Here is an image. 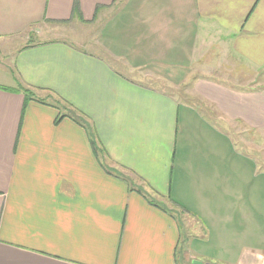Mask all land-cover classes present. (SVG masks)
I'll return each instance as SVG.
<instances>
[{"label":"crops","instance_id":"0c3cea01","mask_svg":"<svg viewBox=\"0 0 264 264\" xmlns=\"http://www.w3.org/2000/svg\"><path fill=\"white\" fill-rule=\"evenodd\" d=\"M73 21L99 25L102 52L48 26ZM18 41L0 62V264H264V87L194 67L264 69V0H0V48Z\"/></svg>","mask_w":264,"mask_h":264},{"label":"rangeland","instance_id":"374dc122","mask_svg":"<svg viewBox=\"0 0 264 264\" xmlns=\"http://www.w3.org/2000/svg\"><path fill=\"white\" fill-rule=\"evenodd\" d=\"M49 28H64L66 31V39L69 41H73V43H76L84 48H88L90 50H99L102 52L103 49L99 46L98 37L100 32V27L95 22L92 23H85V22H79V21H73L69 23H53L48 25ZM46 27V26H45ZM50 37L49 35L44 36L42 38ZM23 42V41H22ZM22 42H16V44L11 45L12 47L9 48H0V58L3 57V55H6L10 52L15 51L19 48V46L22 44ZM7 49V50H6ZM11 50V51H10ZM215 60L216 58L213 57ZM3 58L0 59V62L3 63ZM115 62V61H114ZM5 64V62H4ZM7 64V63H6ZM118 65V63H114V65ZM194 67L196 68L197 75H210V77H213L214 79H218L230 84H234L237 86L241 85H247L250 84L252 87L261 88L264 87V69H256L254 71L248 70L243 65H234L229 64L226 62L216 63L213 62H207L203 61L202 63L194 64ZM240 68L238 74L242 77V79H227L225 78V75L230 73L233 70H236ZM133 77L137 78L138 80L147 83L155 85L159 88H162L168 92L174 93L178 98H183V92L184 88L178 89L176 87H173L171 84H169L166 80L152 75L148 71H144L141 73L135 72V73H129ZM231 74V73H230ZM246 77V79H244ZM224 78V79H223ZM248 87V86H247ZM256 144H254L251 141V144H253L256 148L255 154L258 155V161L260 162V165L264 167V131H259L255 137ZM189 229V228H188ZM188 264L189 263L188 261Z\"/></svg>","mask_w":264,"mask_h":264},{"label":"trees","instance_id":"16d2710c","mask_svg":"<svg viewBox=\"0 0 264 264\" xmlns=\"http://www.w3.org/2000/svg\"><path fill=\"white\" fill-rule=\"evenodd\" d=\"M2 88H4V87H2ZM19 90H21V91H23V93H24V95H25V97H26V101L27 100H31V99H34V100H38V101H41V102H45V100H43V99H41V98H38L37 96H36V94H35V92L31 89V88H27V87H24V86H22V85H20L19 86ZM74 112H75V114L76 113H78L77 112V110H73ZM83 117H85L83 114H81ZM65 116H69V117H71V118H73L74 120H76V121H78V122H80V123H84V121H83V117H77L76 115H72L71 113H69V114H63V115H59L58 116V118H57V120H61L62 118H64ZM99 150H102L103 151V148H98V151ZM112 173H114L113 171H111ZM153 202V201H152Z\"/></svg>","mask_w":264,"mask_h":264}]
</instances>
